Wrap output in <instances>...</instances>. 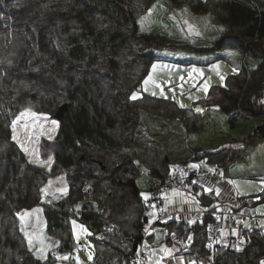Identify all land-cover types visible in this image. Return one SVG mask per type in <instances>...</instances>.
Here are the masks:
<instances>
[{
  "label": "trees",
  "instance_id": "16d2710c",
  "mask_svg": "<svg viewBox=\"0 0 264 264\" xmlns=\"http://www.w3.org/2000/svg\"><path fill=\"white\" fill-rule=\"evenodd\" d=\"M158 1L0 0V264L69 262L76 247L74 221L88 228L93 241L95 254L87 264H132L152 220L138 184V167L146 166L154 178L148 192L175 167L151 139L139 137L141 112L178 119L189 131L202 130L198 113L143 90L160 51L217 55L207 63L225 50L237 49L245 56V65L228 75L225 85H213L203 103L263 123L218 150H196L194 160L211 163L226 178L235 161L247 160L264 142V11L242 0H164L218 21L221 32L204 49L141 29L138 21ZM250 58L257 67L248 66ZM64 104L68 109L59 120L58 134L38 140L42 162H32L12 139L13 121L25 109L56 117ZM60 184L66 192L57 197ZM202 186L187 187L196 195L198 208L208 210L202 219L194 224L175 219L162 223L161 229L176 235L187 261L261 264L264 234L258 228L242 248L234 238L212 240L209 227L217 222V198L199 192ZM239 198L242 209L253 207L264 203V191ZM36 206L57 242L46 259L30 249L21 231L18 213Z\"/></svg>",
  "mask_w": 264,
  "mask_h": 264
},
{
  "label": "rangeland",
  "instance_id": "374dc122",
  "mask_svg": "<svg viewBox=\"0 0 264 264\" xmlns=\"http://www.w3.org/2000/svg\"><path fill=\"white\" fill-rule=\"evenodd\" d=\"M242 1L252 3V0ZM168 4L169 3L164 0L155 3L149 12L138 21L140 27L145 31L162 32L173 38H183L185 37V34H182L183 31L179 24L176 23V21H173L172 17L166 13L165 6L166 8L172 7L171 4ZM178 7L180 11L173 10L172 12L178 16L179 21H181L182 24V20L185 17L181 16V11L183 7L186 6L180 5ZM217 23L218 21L214 20L212 22V27L203 28L202 32L196 35L192 40L195 43H192L196 47L202 48V46L207 44L208 41L216 37L217 34L214 31V25ZM186 27L187 23L184 27L185 30ZM186 34L188 35L189 32L186 31ZM204 49H207V47L205 46ZM13 50H15V48ZM222 52H224L222 57L206 63V60L209 58H215L217 55L214 54L209 57L208 55H201L195 52L160 51L159 56H161V59H158L153 63L149 74L144 79V82L145 80H148L147 84L143 82L142 88L144 91L150 94L155 93L153 95L156 96L173 99L180 106L184 105V108L193 110L202 118V130L189 131L178 119H170L167 116L157 115L146 110L141 112L140 131L142 136L139 135V137H145L147 140L151 139L152 143L159 149L162 156L169 158L174 165L175 163L185 161L189 162L190 166L198 165V167L202 166L206 170H217L218 168L214 169L213 165L205 160H194V153L196 150H218L231 144L232 141H235L236 139L248 136L255 131L258 125L263 123L257 118L246 117L239 111L226 113L217 106L204 105L203 100L207 98L213 85H225L228 75L236 73L243 65H245V56L237 49L225 50ZM14 55L13 51V56ZM10 58L11 55H9L8 59ZM200 63L206 64L201 65ZM3 64L5 65V63ZM154 65L156 66L155 69L153 68ZM248 66L250 68H255L257 67V62L250 58ZM233 69H236V71H233ZM149 77H151V79H148ZM221 77H224V79L221 80ZM205 84L208 85L207 91L204 90ZM135 95L139 96V93H136ZM197 109H201V111H197ZM21 113H25V115L21 117ZM21 113L18 114L13 121V123L16 124V134L19 141L16 140V142L20 145L21 143L24 145V147H21L23 150L24 148L29 149V152H25L31 161L37 158L41 161L38 152V140L41 137H55L60 128V121L51 114L37 113L30 109H25ZM232 122H234V125ZM25 125H28L29 127L26 128ZM263 144L259 146L256 152L254 151V153H250L247 160L243 161V159H241L235 161V165L230 169L229 174L226 175V181H229V183L233 185L234 190L239 197L249 196L259 192L261 185L264 188V182L262 180L256 178H253L252 180L248 179L251 174L250 172L258 170L257 168H260L261 162L262 164L264 162V152H261L264 149ZM2 153L3 152H0V155H2ZM253 162H256V166L253 165ZM43 165L49 167L48 162L43 163ZM3 167L4 166L0 163V173L3 171ZM138 168L140 172V175L137 178L138 184L141 186L146 196L149 188L155 183V181L154 178L149 175L146 166L140 164ZM222 180H224L223 176ZM50 188L52 187L50 186L47 188V191L45 192L46 194L51 190ZM59 189H65L64 184H60ZM60 190L57 197H60L63 192ZM162 195L164 200H166V206L179 205L185 210L188 207L187 209L190 208L192 211L197 207L196 195L188 190V188L170 187ZM254 204L253 207L259 205V208H261V206H263V202H256ZM33 209H40V211L33 212ZM252 212L259 213L260 210L255 208ZM19 214L24 215L23 221L21 220V215H19V220L22 225L21 228L23 227L25 233L27 232L30 234L26 235L30 249L37 256L46 259L44 257H46L48 250L56 247L57 242L49 235L46 225H43L42 223V209L36 206L32 209L21 211ZM149 214L151 216L154 215L152 211H149ZM198 218L200 217H197V219ZM74 222L73 231L76 240V247L74 248V251L68 255L70 258L69 262H61L59 264H87L95 254V248L93 241L90 238L88 228L78 221ZM79 225H82L83 229H86L87 231L85 232L77 227ZM247 228H249V226H247ZM155 235L156 238L154 242L149 245V249L152 251L153 256L146 259V263L157 264V261H160V264H174V262L170 261L165 263L164 260L165 258H168L169 255L165 254L162 249L164 247L169 249L172 248V252L174 253L173 250L177 248V244H179L178 242H180V240L175 239V234L170 235L165 232L164 229L156 231ZM169 235L172 237L171 240H167ZM30 236L32 241L31 244H29ZM98 239H102V235H98ZM41 240H43V244L41 243ZM188 240L191 241V239ZM90 255L92 257L91 259H89ZM172 256L175 257L174 254ZM77 257L79 259H77ZM186 261L184 254H181L175 259L176 264H187ZM187 262L188 264H193L194 261L189 260ZM261 263L264 264V259ZM194 264L196 263L194 262Z\"/></svg>",
  "mask_w": 264,
  "mask_h": 264
},
{
  "label": "crops",
  "instance_id": "0c3cea01",
  "mask_svg": "<svg viewBox=\"0 0 264 264\" xmlns=\"http://www.w3.org/2000/svg\"><path fill=\"white\" fill-rule=\"evenodd\" d=\"M252 3H254L256 6H258L260 9H262L264 11V0H252ZM178 8L179 7L176 5H172L171 8H166V6H165L166 13L172 17L173 21H176V23L179 24V26L181 27V29L183 31L182 34H185V37L180 38V39L187 40V41L192 43L193 42L192 40L195 38L196 35H198L202 32L203 28L212 27V22L215 19L211 15H209V14H203V15L195 14V13L191 12L186 7H183V9L181 11V16L185 17L182 20V24H181V21H179L178 16L174 12H172L173 10L180 11ZM200 20H206V21H200ZM186 23H187V27L185 30L184 27H185ZM209 24H210V26H209ZM221 29L222 28L219 27L218 23L214 25V31L216 32L217 36H219ZM186 31L189 32L188 35L186 34ZM216 37L212 38L210 41H208L207 44H205L203 46H208L211 43V41L214 40ZM193 43H195V42H193ZM223 53L224 52L220 53V55L222 56ZM206 63H200V64L203 65ZM263 143H261V144H263ZM259 146L256 148V150L259 148ZM256 150H255V152H256ZM261 152H264V149ZM178 164L179 163H175L174 166L176 167ZM253 165L256 166V162ZM216 168H218V167H216ZM257 169L258 170H254L253 172H250L251 174H250V177L248 179L252 180L253 178H256V179H260L264 182V178H263V176H264V162H263V164L261 162L260 168H257ZM208 170H211V169H208ZM223 179L224 180H222L221 183L218 185H212L210 182H208V180H206L199 192H207L208 189H211V191H209V192L212 193L215 198H217L216 201L213 202V205L215 206V209H214L215 210L214 211L215 217L219 222L218 227H217V237L216 238L220 239V240H224V239L228 238V239H226V241H228V240L233 241L235 239L234 241L237 243V246L239 245V247L242 248L243 245L249 241L250 233H251L252 229H254V228L261 229L264 227V203H263V206H261V208H259V205H257L256 207L247 206L246 208H244L248 213V218L242 222H239L237 220L238 212L236 211V209L242 207L243 199L239 198V195L234 190L233 185L230 184L229 181H226V178H223ZM263 189L264 188L261 185L259 192L264 191ZM217 190H218V192H217ZM259 192H256V193H259ZM165 202H166V200H165ZM196 204H197V199H196ZM170 206H172V205H170ZM172 207H174V208L176 207L181 211V219L187 220L188 222L192 221L191 223L189 222L190 224H194L195 222L200 221L203 217V214H204V213H202V211L199 208L197 209L198 206L193 211L190 208L187 209L188 207L185 210V209L181 208V206H179V205H175ZM255 208L259 209L260 212L259 213H253L252 210ZM197 217H200V218L197 219ZM42 223H43V225L44 224L46 225L44 217L42 219ZM237 225H239V226H237ZM247 226H249V228H247ZM165 232H166V230H165ZM23 233L25 234V231H23ZM25 236H26V234H25ZM155 238H156V235H154V238L152 240H149V245L155 240ZM188 242L190 243L189 240H188ZM171 250H172V248H171ZM173 251H174V253L171 252V255H169L168 258H165V260H164L165 263H168L170 261V262H174V264H176L175 263L176 257H179L183 253L184 249H183L182 245L177 244V248L174 249ZM175 252H176V254H175ZM151 254L153 256L152 251H151ZM173 254L175 255V257L172 256ZM186 263H187V261H186Z\"/></svg>",
  "mask_w": 264,
  "mask_h": 264
},
{
  "label": "built area",
  "instance_id": "2783aa9c",
  "mask_svg": "<svg viewBox=\"0 0 264 264\" xmlns=\"http://www.w3.org/2000/svg\"><path fill=\"white\" fill-rule=\"evenodd\" d=\"M206 180H208V182L212 185H218L222 180V172L219 169L206 170L202 166L191 167L189 165H179L173 168V171L167 176L163 183H160L148 192L145 198V206L149 211H152L154 215L152 216L151 222L143 232L142 243L138 248L137 255L133 259L132 264H147L146 259L152 256L148 243L149 237L156 231L161 230L162 223L175 219H181V211L176 207L166 206L162 194L170 187L187 188L192 183L202 186ZM207 211L208 210L202 211V213H206ZM237 212V220L239 222L248 218V213L244 208L237 210ZM218 224L219 222L217 220L216 223L211 224L209 227V234L212 240L217 237ZM260 230L264 234V227ZM197 263H201V258L197 259Z\"/></svg>",
  "mask_w": 264,
  "mask_h": 264
},
{
  "label": "snow or ice",
  "instance_id": "6c2138e0",
  "mask_svg": "<svg viewBox=\"0 0 264 264\" xmlns=\"http://www.w3.org/2000/svg\"><path fill=\"white\" fill-rule=\"evenodd\" d=\"M155 65L153 66V68L155 69ZM214 67H218V66H214ZM197 71H199V70H197ZM233 71H236V69H233ZM148 79H151V77H149ZM224 79V77H221V80H223ZM145 84H147L148 83V80H145V82H144ZM207 88H208V85L207 84H205L204 85V90L205 91H207ZM153 94H155V93H153ZM163 94V93H162ZM137 98V96L135 95V94H133V96H132V99H136ZM184 105H181V107H183ZM197 111H201V109H197ZM25 115V113H21V117H23ZM55 123V122H54ZM25 127L27 128V127H29L28 125H25ZM34 127V126H33ZM52 137L51 136H49V139H51ZM12 139L13 140H17L18 141V136H17V134H16V124L15 123H13V125H12ZM19 142V141H18ZM21 147H24V145L21 143ZM24 150L26 151V152H29V149L28 148H24ZM30 155H31V153H30ZM38 155V154H37ZM32 162H34V163H41V161H39V159L37 158V159H34ZM191 167H198V165H191ZM49 183H51V181H49ZM233 183H235V182H233ZM44 191L46 192L47 191V188H45L44 189ZM60 191H63V192H66V189H61ZM208 191H211V189H208ZM217 192H218V190H217ZM40 211V209H33V212H39ZM18 215H21V214H19L18 213ZM21 220L23 221L24 220V215H21ZM39 222V221H38ZM190 223L192 222V221H189ZM74 224H75V222H73ZM77 227H79L80 229H82L83 231H87L86 229H83V226L82 225H79V226H77ZM21 231H24V228L22 227L21 228ZM26 235H30L29 233H25ZM190 239V238H189ZM31 236H30V238H29V244H31ZM41 243L43 244V240H41ZM209 247H211V245H209ZM162 251L165 253V254H167V255H171V252H172V250L171 249H169V248H167V247H164L163 249H162ZM92 257H91V255L89 256V259H91ZM64 259H67V257H64ZM77 259H79L78 257H77ZM157 264H160V261H157ZM193 264H194V262H193Z\"/></svg>",
  "mask_w": 264,
  "mask_h": 264
},
{
  "label": "water",
  "instance_id": "95a60500",
  "mask_svg": "<svg viewBox=\"0 0 264 264\" xmlns=\"http://www.w3.org/2000/svg\"><path fill=\"white\" fill-rule=\"evenodd\" d=\"M67 109H68L67 104L62 105V106L59 108L58 112L56 113V117H57L59 120H61V119L63 118L65 112L67 111Z\"/></svg>",
  "mask_w": 264,
  "mask_h": 264
},
{
  "label": "bare ground",
  "instance_id": "6f19581e",
  "mask_svg": "<svg viewBox=\"0 0 264 264\" xmlns=\"http://www.w3.org/2000/svg\"><path fill=\"white\" fill-rule=\"evenodd\" d=\"M219 169V168H218ZM220 170V169H219Z\"/></svg>",
  "mask_w": 264,
  "mask_h": 264
}]
</instances>
